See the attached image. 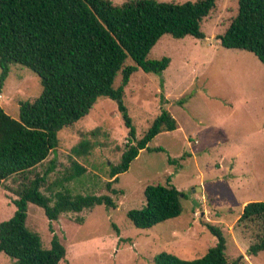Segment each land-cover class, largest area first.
I'll return each mask as SVG.
<instances>
[{"label":"rangeland","instance_id":"obj_1","mask_svg":"<svg viewBox=\"0 0 264 264\" xmlns=\"http://www.w3.org/2000/svg\"><path fill=\"white\" fill-rule=\"evenodd\" d=\"M238 1L217 0L203 22L204 38L163 35L148 58L170 57L165 71L147 73L140 68L132 75L124 104L137 138L163 109L181 128L153 138L150 150H142L112 185L118 192L107 187L111 165L121 161L133 141L118 102L99 97L87 115L59 132V146L36 168V173L46 175V186L53 187L44 192L53 195L67 188L74 195L109 194L116 203L64 212L53 221L42 207L29 204L27 224L40 235L43 247H51L54 234L66 246L60 264H154V257L164 251L184 259L200 258L217 242L208 225L223 231L230 264H264V251L257 255L250 251L260 225L239 222L247 202L264 201V63L253 52L222 46L218 38L237 15ZM119 84L120 77L115 86ZM42 89L37 73L13 63L0 105L18 119L21 101L35 99ZM189 135L199 143L190 147ZM81 141L91 148L77 156L72 148ZM74 161L86 171L67 180ZM149 184L177 187L184 195L183 211L151 228H137L128 212L145 206ZM17 185L9 179L0 186V223L17 210L13 192ZM0 264H15V259L0 253Z\"/></svg>","mask_w":264,"mask_h":264},{"label":"trees","instance_id":"obj_2","mask_svg":"<svg viewBox=\"0 0 264 264\" xmlns=\"http://www.w3.org/2000/svg\"><path fill=\"white\" fill-rule=\"evenodd\" d=\"M216 7L217 0H128L121 4L111 0H0V94L13 63L37 73L43 86L38 97L21 101L18 119L0 105V186L9 179L18 184L13 191L17 210L0 223V253L14 258L15 264H60L66 258L67 248L57 234L51 247L44 248L40 235L28 227L30 203L42 207L50 221L64 212L116 206L109 194L74 195L67 188L46 194L44 188L51 191L53 187L46 186V175L36 173V168L59 146V132L82 119L104 96L118 102L133 140L121 161L111 165L107 187L118 192L112 185L142 150H150L153 138L178 128L176 118L163 109L138 139L124 104L126 86L140 68L162 73L170 66L168 56L148 58L163 35L204 38L203 22ZM218 38L222 46L253 52L264 63V0H239L237 15ZM130 59L134 64H129ZM90 148L89 142L81 141L72 151L82 156ZM85 171V166L74 161L66 179ZM183 196L171 184H149L145 206L129 210L128 218L137 228H151L181 215ZM239 222L260 225L250 251L254 255L264 251V201L247 202ZM208 227L217 242L203 257L184 259L164 251L154 257V264H230L223 231Z\"/></svg>","mask_w":264,"mask_h":264},{"label":"crops","instance_id":"obj_3","mask_svg":"<svg viewBox=\"0 0 264 264\" xmlns=\"http://www.w3.org/2000/svg\"><path fill=\"white\" fill-rule=\"evenodd\" d=\"M178 122V121H177ZM181 127H180V125L178 124V128L176 129V130H179ZM175 131V130H174ZM188 138H189V141H188V145L191 147V146H194V145H196V144H198L199 143V140L198 139H195V136L194 135H189L188 136ZM189 155L191 154H193L192 152L191 153H188ZM171 183V182H170ZM200 191H202L201 190V188L199 189Z\"/></svg>","mask_w":264,"mask_h":264}]
</instances>
